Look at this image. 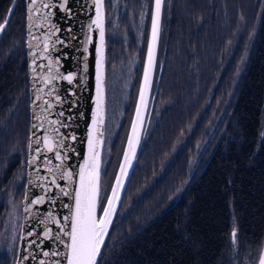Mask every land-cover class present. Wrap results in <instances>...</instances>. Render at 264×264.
Listing matches in <instances>:
<instances>
[{
	"label": "trees",
	"instance_id": "obj_1",
	"mask_svg": "<svg viewBox=\"0 0 264 264\" xmlns=\"http://www.w3.org/2000/svg\"><path fill=\"white\" fill-rule=\"evenodd\" d=\"M117 3L116 9L109 6L110 16L105 5L107 69L122 41L128 49L134 45L131 35L121 40L118 30L135 4H141V16L146 10V25L129 105L109 164L101 169L99 213L131 119L152 9V0ZM163 5L165 30L152 94L161 62L163 68L152 116L97 264H256L264 249V0ZM4 23L0 230L25 186L30 129L25 0H0V27ZM112 88L108 94L106 86V105L115 96ZM11 261L5 257L0 264Z\"/></svg>",
	"mask_w": 264,
	"mask_h": 264
},
{
	"label": "water",
	"instance_id": "obj_2",
	"mask_svg": "<svg viewBox=\"0 0 264 264\" xmlns=\"http://www.w3.org/2000/svg\"><path fill=\"white\" fill-rule=\"evenodd\" d=\"M164 0H153L127 134L104 206L105 0H25L30 129L13 264H97L135 169L152 94ZM11 15V9L8 17ZM258 264H264V249Z\"/></svg>",
	"mask_w": 264,
	"mask_h": 264
},
{
	"label": "rangeland",
	"instance_id": "obj_3",
	"mask_svg": "<svg viewBox=\"0 0 264 264\" xmlns=\"http://www.w3.org/2000/svg\"><path fill=\"white\" fill-rule=\"evenodd\" d=\"M138 1L140 2V0ZM105 5L107 6L108 9L110 7L111 9L113 8L116 9V7L118 6V3H117V0H106ZM140 5H141L140 3H138V5L135 4L133 12H131L133 13L132 15L131 13H128L132 10L131 8H129V10L131 9L130 11L129 10L125 11V16H129V14L131 16L129 17L127 22L123 24V26H120V29L118 30V33H120L121 35V40H124L125 35L129 34L131 35V37H133L134 45L133 46L131 45V49H128V48H125V47H128L126 40L122 41L123 42V44L121 45L122 47H118L117 53L115 55L116 57H115L114 63L110 65L111 69L109 68L107 69L106 67L107 92L108 94H110L109 92H111V86H112L113 87L112 89H114L115 91V94H114L115 96H113V98L110 100V103L108 100V103H107L108 105H106L107 108L109 107L108 113L111 114V116H108L109 121L106 122V128H105L106 132L104 135V147H103L104 148L103 149L104 159H103V166H102L103 169H104V166L106 167L109 164V159L111 157V148L113 147V144L115 142V139L119 131V128L123 123L124 111L127 109L129 105V98H130V95L132 94V91H133L132 89L134 88V85H135V79H136L135 73H136L137 68L141 64L140 63L141 61L139 59V54L143 48V40H144L145 25H146V22H145L146 21L145 20L146 10L145 11L143 10L144 12H143V15H142L143 17H142L141 14L139 13L140 11L139 8L141 7ZM109 11L110 9L107 10L108 13ZM135 14L139 16H135ZM106 15L107 13L105 11V17ZM109 16H110V13H109ZM4 27H5V23L0 27V35ZM163 35L164 34L162 32L161 40L163 39L162 38ZM115 36H116V33H115ZM147 38H148V35H147ZM146 43H147V40H146ZM112 68H114L115 70H113ZM103 182L104 181H102V186L104 185ZM101 193L102 192H100V200H101ZM107 194L105 196V200L107 198ZM105 200H104V203H105ZM104 203L101 207V210L104 206ZM20 223H21V203L11 205L9 207L7 214L5 215V218L1 226L2 228L0 230V259L2 260V258H5V257L12 258L11 264H13L14 257H15ZM258 262L256 264H258Z\"/></svg>",
	"mask_w": 264,
	"mask_h": 264
},
{
	"label": "flooded vegetation",
	"instance_id": "obj_4",
	"mask_svg": "<svg viewBox=\"0 0 264 264\" xmlns=\"http://www.w3.org/2000/svg\"><path fill=\"white\" fill-rule=\"evenodd\" d=\"M106 1V0H105ZM164 1H166V0H164ZM163 8H164V5H163ZM163 11V10H162ZM164 18H165V16H164ZM162 19H163V12H162ZM164 30H165V23H164V21L162 22V28H161V33L163 32V34H164ZM161 33H160V40H161ZM162 38H164V37H162ZM105 128H106V108H105ZM105 132H106V130H105Z\"/></svg>",
	"mask_w": 264,
	"mask_h": 264
}]
</instances>
